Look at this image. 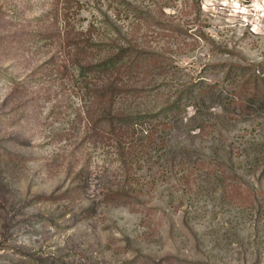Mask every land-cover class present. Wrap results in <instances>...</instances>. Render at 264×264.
Masks as SVG:
<instances>
[{"label": "rangeland", "instance_id": "obj_1", "mask_svg": "<svg viewBox=\"0 0 264 264\" xmlns=\"http://www.w3.org/2000/svg\"><path fill=\"white\" fill-rule=\"evenodd\" d=\"M255 74L264 0H0V264H264Z\"/></svg>", "mask_w": 264, "mask_h": 264}, {"label": "trees", "instance_id": "obj_2", "mask_svg": "<svg viewBox=\"0 0 264 264\" xmlns=\"http://www.w3.org/2000/svg\"><path fill=\"white\" fill-rule=\"evenodd\" d=\"M134 52L137 53L138 50L136 51L135 49ZM138 58H140V56H133V52H129V49L123 48L118 53L112 55L101 63L89 65L87 69L104 75L108 79V82L104 84L103 89L101 90L102 92H100V89H97L96 92L101 94H103V91L105 93L109 92L115 98L117 94L126 90L117 87L116 80L119 79V75L126 74L127 72L130 73L134 66L138 67ZM236 90L237 98L240 103L244 102V99L248 97L249 102H246V106H251L253 104H258L259 107L264 106V76L255 74L252 78L249 77L244 79L237 86ZM255 100H257V102ZM133 119L134 118L131 115H111L103 116L98 119V121H103L105 124L109 125V129L115 132L119 124L129 125L134 121Z\"/></svg>", "mask_w": 264, "mask_h": 264}]
</instances>
